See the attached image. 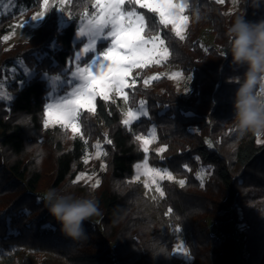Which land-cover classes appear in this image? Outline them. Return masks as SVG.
I'll return each mask as SVG.
<instances>
[{
  "label": "trees",
  "instance_id": "16d2710c",
  "mask_svg": "<svg viewBox=\"0 0 264 264\" xmlns=\"http://www.w3.org/2000/svg\"><path fill=\"white\" fill-rule=\"evenodd\" d=\"M43 2L13 0L11 14L0 15V82L19 60L36 69L30 79L15 75L8 86L12 99L0 101V264H189L174 253L179 240L190 264H243V250L246 264H264V143H257L264 136H241L234 126L233 96L244 69L228 52L231 25L242 16L264 20V0H239L235 10L228 0H184V39L156 13L140 9L145 35H159L169 50L161 67L191 75L189 95L167 77L144 87L147 72L160 66L137 70L127 98H98L95 112L81 115L80 136L45 127L49 89L42 70L58 74L67 67L94 0H71L66 25L51 11L27 41L8 47L14 18L39 11ZM140 99L147 115L128 127L125 113ZM152 128L155 146L165 150L151 151L150 164L185 181L163 182V196L133 180L135 166L147 157L136 137ZM96 142L106 166L92 189L76 177ZM52 189L98 202V214L84 224L86 240H69L50 216L43 197Z\"/></svg>",
  "mask_w": 264,
  "mask_h": 264
},
{
  "label": "snow or ice",
  "instance_id": "6c2138e0",
  "mask_svg": "<svg viewBox=\"0 0 264 264\" xmlns=\"http://www.w3.org/2000/svg\"><path fill=\"white\" fill-rule=\"evenodd\" d=\"M49 0H44L47 5ZM64 0H61L63 3ZM222 3L223 0H218ZM132 3L138 4L141 9H149L151 12L159 15V23L163 25L171 24L175 34L180 39H184V30L189 20L187 15H183L185 9L189 6L184 0H132ZM96 13L88 19V32L91 37L89 44H86L81 50L82 53H94L96 51L97 40L111 39V46L100 52L91 63L80 67L77 63L76 72L73 73L74 79L79 83L72 89L67 96L60 97L54 103L46 105L45 127L50 123H59L65 128L70 127L73 133L80 132V125L77 120L81 116V109L87 108L89 112H95L94 100L100 96L104 100L110 99V94L123 95L124 89L131 87L128 83V77L133 69H142L150 64H160L168 59L169 50L164 46V40L159 36H146V17L135 9L125 11V0H95ZM45 12H39L32 16L33 20L43 18ZM107 30V31H106ZM80 36L85 35L82 27ZM81 52L76 54V60H81ZM107 62V63H106ZM95 66L96 70H93ZM182 74L174 73L171 78H179ZM157 77H152L156 79ZM55 79H59L56 77ZM191 79V77H189ZM134 82V81H133ZM72 84L73 80H68ZM126 98V97H125ZM141 114L133 112L131 109L125 113L123 123L128 125L130 120L138 119ZM147 115V113H143ZM137 140L142 142L143 151L147 152V145L150 140L137 136ZM109 144L111 140L107 141ZM257 143H264V140L257 139ZM211 147V144L209 145ZM98 151L96 157L102 154L99 151L100 145H96ZM161 148L159 151L163 152ZM106 155V153H103ZM87 163V159L85 160ZM137 168H143V174L147 177L144 183L145 188H150L156 184V191L160 196L164 195L157 180L174 179L171 172L148 167L147 161L143 165H137ZM78 177L77 180L82 179ZM90 179V178H89ZM139 180V176L136 177ZM75 182V181H74ZM183 186L185 181L180 180ZM99 180L92 184L93 188L98 187ZM171 212V209L169 210ZM179 231V229H177ZM183 251V249H178Z\"/></svg>",
  "mask_w": 264,
  "mask_h": 264
},
{
  "label": "rangeland",
  "instance_id": "374dc122",
  "mask_svg": "<svg viewBox=\"0 0 264 264\" xmlns=\"http://www.w3.org/2000/svg\"><path fill=\"white\" fill-rule=\"evenodd\" d=\"M70 1L71 0H64V2L61 3V0H49L47 5H45L44 2L42 3L41 9L39 11H36L35 13L32 12V13H29L28 15H23L20 17H15L14 23L12 26H10L11 29L6 34L5 39H4L6 45L9 47V46H12L13 44L18 43V42L27 41L31 37L33 31L45 23V21L48 19V17L51 14V11H56L55 13L57 14V18L59 19L61 24L63 26L66 25L67 24L66 21L68 20V17H69V14L67 13V10H66V6ZM225 1L226 0H223V2L221 4H224ZM228 1L232 5V9L235 10L237 8V3L239 2V0H228ZM146 2H152V0H146ZM176 2H180V1H176ZM94 5H95V0H94ZM124 8H125V11H131V10L135 9L136 11L141 13L140 12L141 8L139 7V5L132 3V0H125ZM12 9H13V0H0V15L1 14H5V15L11 14ZM145 10L150 11L149 9H145ZM42 11L45 12V15L43 18L38 19V20H33L31 18L32 16H34L37 13L42 12ZM96 11H97V9L94 6V12L86 13L82 17V19L80 20V23H79V26H78V29H77V32L75 34L74 41H73L74 54L72 56V59L68 62L67 67L62 69L61 72H59L58 74H50L47 70H42V78L45 80V83H44L45 87L49 89V91L46 94V98H47V104L46 105L54 103L60 97L67 96L68 93H70L72 91V89L75 88L76 85L79 83V80L74 79V77H73V73L76 72V69H77V63H79L80 67H84L86 64L91 63L92 59L95 58L96 55H98L100 52H103L104 50H106L107 47L111 46V39L110 38L108 40L100 39V40H97L96 51L94 53H86L85 54V53L81 52V50L84 48V46L86 44H89V42H90L91 37L87 34V32H88L87 22H88V19H90L96 13ZM183 15H186L185 11H184ZM158 17H159V15H158ZM167 26L175 33V31L173 30V26L171 24H168ZM82 27L85 30L84 36H80V34H79L80 29ZM187 27H188V22H187V25L185 27L184 33H183L184 35L187 31ZM146 36L151 37V36H155V35H146ZM157 36H159V35H157ZM164 46H165V44H164ZM78 52H81V60L79 62H77V60H76V54ZM88 56H91L90 57L91 59L89 61L85 62V59L88 58ZM165 62H166V60L160 64L147 65L146 67H148V66H150V67L151 66H160V67H158V69H152V70L148 71L147 74L145 75L143 81H142V85L146 88H149L152 86L153 81L160 79L162 77H167L177 87V90L180 94H182L184 97L188 96L189 92L191 90V79H192L191 75H185L184 73H182L178 69H173V68L168 69V68H165V66L161 67ZM146 67H144V68H146ZM144 68H142V69H144ZM93 70L94 71L96 70L95 66H93ZM137 70H141V69H133L130 76L128 77V83L130 85L133 84V82H132V78H134L133 74H135V72ZM35 71H36V69L32 68L30 64L25 62V60L17 61L16 64L10 69L9 73L6 76H4L3 80L0 82V101L9 102L12 99V93H10V91L8 90V86L10 84V80L15 75L21 74V75H24L27 79H30L35 75V73H36ZM174 73H180L182 75L179 78H171ZM56 77H59V79H55ZM152 77H157V78L152 79ZM189 77H191V79H189ZM68 80H73V83L68 84L67 83ZM128 88L129 87L124 89L123 95H117L115 93L110 94V99H113L115 97H123V98L126 97L127 98V96H128L127 89ZM98 98H101V97L97 96L93 102L95 105V108H96V100ZM130 109L133 112L139 113L141 115L139 116L138 119L130 120V123L127 125L128 127H130L134 122L138 121L141 117L146 116V115H143V113H145V112L147 113V107H146V104L143 101V99H140L138 106L136 108H129V109H127V112ZM84 112H89V111L87 110V108L81 109V115ZM90 113H93V112H90ZM80 117L77 120V123L79 125H80ZM125 118L126 117L124 116V119ZM56 126H61V127L65 128L64 126L60 125L59 123H50L49 126H47V127L53 128ZM66 129H68L72 135H76V136L81 135V125H80V132L79 133H73L70 127H67ZM140 137H144L145 139L150 140V143L147 145L148 151L146 152L147 153L146 159L139 162L137 165H143L144 162L147 161L148 167H150V168L167 170L168 172H171L167 168L154 167L149 162L148 157L151 154V151H157L158 153L161 152V151H159V148L155 146V144L158 140V137H157V133L155 132L154 128H152L149 131V133H147V135L146 134L140 135ZM97 144L100 145L99 151L102 153L99 158L96 157V153L98 151V149L96 147ZM141 144H142V142H141ZM142 147H143V145H142ZM103 153H105V152H104L103 146L100 142H96L92 149H88L86 151L84 159H83L84 164H85V169L83 171L79 172V174L77 175V177H76L77 182H81L83 184H88L93 189L92 184H94L96 180L100 181V172L105 170V166H106L105 155ZM86 159H87V163H85ZM137 165L135 166V174H134L133 180L135 182H140L144 185L145 181L147 180V177H145L143 174V171H144L143 168L138 169ZM82 175H83V178L77 180V178L81 177ZM172 175L174 177V179H172V180H168V179H164V180L158 179L157 180V183L159 184L162 191H163L162 184L165 181H171V182H174V183H177L180 185V183H179L180 180L177 179L173 173H172ZM137 176H139V180L136 179ZM203 181H204V179H203ZM147 189L150 192L159 194V192L156 191V184H152L151 187L147 188ZM178 249H183V251H178ZM174 253L180 259L185 260L189 264L191 263L192 258L189 254V251H188L186 244L182 240H179V242L175 246ZM243 254H245L244 250L241 252V257Z\"/></svg>",
  "mask_w": 264,
  "mask_h": 264
},
{
  "label": "clouds",
  "instance_id": "9594fccd",
  "mask_svg": "<svg viewBox=\"0 0 264 264\" xmlns=\"http://www.w3.org/2000/svg\"><path fill=\"white\" fill-rule=\"evenodd\" d=\"M229 35L232 64L244 69L233 96L234 126L241 136H264V20L251 22L238 17ZM43 201L65 237L73 242L88 238L84 224L98 214L96 200L52 189Z\"/></svg>",
  "mask_w": 264,
  "mask_h": 264
},
{
  "label": "built area",
  "instance_id": "2783aa9c",
  "mask_svg": "<svg viewBox=\"0 0 264 264\" xmlns=\"http://www.w3.org/2000/svg\"><path fill=\"white\" fill-rule=\"evenodd\" d=\"M242 258H243V259H242V260H243L242 263H243V264H246V263H247V260H248V255H247L246 252H245V254L242 255Z\"/></svg>",
  "mask_w": 264,
  "mask_h": 264
}]
</instances>
